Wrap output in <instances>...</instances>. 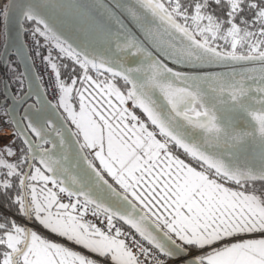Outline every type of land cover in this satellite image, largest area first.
Masks as SVG:
<instances>
[{
	"label": "snow or ice",
	"instance_id": "obj_1",
	"mask_svg": "<svg viewBox=\"0 0 264 264\" xmlns=\"http://www.w3.org/2000/svg\"><path fill=\"white\" fill-rule=\"evenodd\" d=\"M0 20V264H264V0Z\"/></svg>",
	"mask_w": 264,
	"mask_h": 264
},
{
	"label": "built area",
	"instance_id": "obj_2",
	"mask_svg": "<svg viewBox=\"0 0 264 264\" xmlns=\"http://www.w3.org/2000/svg\"><path fill=\"white\" fill-rule=\"evenodd\" d=\"M3 47V21L0 20V48ZM35 70L43 75V67L40 64L39 60H36V64H35ZM4 78L3 72H2V65H0V80H2ZM45 80H47V77H45ZM45 86H47L45 84Z\"/></svg>",
	"mask_w": 264,
	"mask_h": 264
},
{
	"label": "water",
	"instance_id": "obj_3",
	"mask_svg": "<svg viewBox=\"0 0 264 264\" xmlns=\"http://www.w3.org/2000/svg\"><path fill=\"white\" fill-rule=\"evenodd\" d=\"M12 58H15V57H12ZM20 67H21V69L23 70V67L20 65ZM2 72H3V75H4V73L6 72V69H5V67H3L2 66Z\"/></svg>",
	"mask_w": 264,
	"mask_h": 264
},
{
	"label": "trees",
	"instance_id": "obj_4",
	"mask_svg": "<svg viewBox=\"0 0 264 264\" xmlns=\"http://www.w3.org/2000/svg\"><path fill=\"white\" fill-rule=\"evenodd\" d=\"M12 59H15V58H12ZM17 67L22 71V69H21V67H20V65H17Z\"/></svg>",
	"mask_w": 264,
	"mask_h": 264
}]
</instances>
